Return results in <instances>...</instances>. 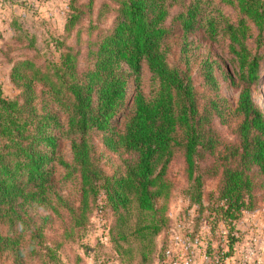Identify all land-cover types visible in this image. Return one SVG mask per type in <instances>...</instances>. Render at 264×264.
Returning a JSON list of instances; mask_svg holds the SVG:
<instances>
[{"label":"trees","instance_id":"trees-1","mask_svg":"<svg viewBox=\"0 0 264 264\" xmlns=\"http://www.w3.org/2000/svg\"><path fill=\"white\" fill-rule=\"evenodd\" d=\"M96 1L70 0L65 40L80 31L74 45L58 43L57 59L34 56L15 64L11 82L18 97H5L0 84V264L13 258L29 264L34 253L57 263L58 249L46 243L52 215L63 223L61 239L72 242L87 233L98 209L109 210L120 225L135 215L130 233L117 240L152 244L170 224L176 152L197 212L215 178L216 212L227 221L256 211L264 199V108L252 91L264 69V0H222L231 17L213 14L208 0H104L93 21ZM174 8L181 9L175 20L186 67L170 63ZM108 17L111 25L97 23ZM199 29L213 42L226 41L236 65L242 89L232 140L218 127L231 107L216 62L203 60L198 74L189 66L188 39ZM27 41V50L36 51ZM145 69L147 95L141 89ZM132 78L137 87L129 107ZM98 139L117 157L119 175L102 166ZM64 143L70 163L61 156ZM60 170L66 183L76 184L77 203L63 196ZM40 210L51 215L40 216Z\"/></svg>","mask_w":264,"mask_h":264},{"label":"rangeland","instance_id":"rangeland-1","mask_svg":"<svg viewBox=\"0 0 264 264\" xmlns=\"http://www.w3.org/2000/svg\"><path fill=\"white\" fill-rule=\"evenodd\" d=\"M208 2L209 11H213V14L221 13L230 17L234 14L222 0ZM103 3L104 0L96 1L91 16L93 21H96ZM69 4L70 0H0V84L5 97L15 99L20 94L11 82L15 64L34 56L42 60H55L58 58L59 42L65 41L69 46L75 44L80 28L71 37L66 40L64 38L70 15ZM180 10L172 9L169 20L174 32L170 63L173 66L186 67V61L181 56L182 35L175 20ZM112 21L113 17H108L97 23L109 26ZM87 24L88 20L84 27ZM29 39L34 41L36 51L27 50ZM86 39L83 31L82 40ZM188 43L189 66L195 74L199 73L198 69L203 60L210 59L217 64L222 95L227 100V106L231 107L226 123L218 127L225 139L232 140V132L237 124L233 111L242 88L228 44L221 37L213 42L200 29L189 37ZM83 47L84 45L81 46ZM136 87L137 81L132 78L127 98L129 107ZM141 89L145 95L150 91V74L147 69L143 72ZM252 91L256 104L264 108V69ZM97 144L105 171L110 175H119L120 164L117 157L109 153L99 143V139ZM61 156L64 161L71 162L68 143L63 144ZM58 173L63 196L77 203L76 184L66 183L62 170ZM169 175L175 184V191L166 209L170 224L152 244L143 242L140 238L117 240L119 233H130V228L137 220L135 215L132 221L120 225L109 210L98 209L91 217L87 233L73 242L61 239L60 228L63 223L52 215V221L45 228L46 243L58 249V261L48 263L34 253L29 264H264V199L260 201L256 211L246 212L239 220L230 222L221 211L216 212L218 179L207 182L204 210L197 212L189 200L183 158L179 152H176ZM40 211V216L51 215V211ZM44 254L46 253L43 252ZM4 261L2 259V264H7ZM8 264L19 262L13 258Z\"/></svg>","mask_w":264,"mask_h":264}]
</instances>
